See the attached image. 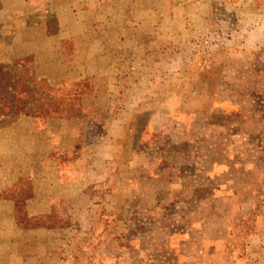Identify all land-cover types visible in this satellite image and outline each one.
Returning a JSON list of instances; mask_svg holds the SVG:
<instances>
[{"label": "rangeland", "instance_id": "374dc122", "mask_svg": "<svg viewBox=\"0 0 264 264\" xmlns=\"http://www.w3.org/2000/svg\"><path fill=\"white\" fill-rule=\"evenodd\" d=\"M24 59L76 116L0 127L14 228H70L71 264H264V0H0Z\"/></svg>", "mask_w": 264, "mask_h": 264}, {"label": "trees", "instance_id": "16d2710c", "mask_svg": "<svg viewBox=\"0 0 264 264\" xmlns=\"http://www.w3.org/2000/svg\"><path fill=\"white\" fill-rule=\"evenodd\" d=\"M15 65H29V70L20 74V71L11 67L0 65V127L9 126L20 116L34 118H71L74 97H69L65 102L54 93V89L45 81L36 78L33 73L30 59L14 62ZM88 80L74 84L80 93L89 90L86 86ZM77 91V90H76ZM77 114V113H76ZM17 202H16V219ZM19 226L22 229L51 228L50 226L32 225Z\"/></svg>", "mask_w": 264, "mask_h": 264}, {"label": "crops", "instance_id": "0c3cea01", "mask_svg": "<svg viewBox=\"0 0 264 264\" xmlns=\"http://www.w3.org/2000/svg\"><path fill=\"white\" fill-rule=\"evenodd\" d=\"M17 125V124H16ZM11 129V128H10ZM9 131V130H8ZM4 133H10L6 130L0 131V145H1V135ZM11 170V169H10ZM13 171L11 170L10 173L3 167L0 168V181L4 179L2 182V186L4 190L10 186L11 184H7V179H11V177H19L23 174L19 173L11 175ZM16 178V179H17ZM13 201L11 199H0V220L5 221L6 224H11L10 227L1 226L0 227V237L1 243L0 244V252L6 250V248L11 244L14 246L15 243H19L21 247H26L28 249V253H26L22 264H71V252H70V241L63 240L61 237H64V234L68 233L69 229H45V228H37L31 230H20L17 227H13ZM39 212L36 214H32V216L39 215ZM1 221V222H3ZM67 230V231H66ZM21 237L20 240L18 239V235ZM18 237L17 239L14 237ZM13 236V238H10ZM55 236L57 240L56 243L53 241L52 237ZM43 237V239H41ZM17 241V242H16ZM9 244H7V243ZM55 243L54 247L57 245V248L52 247ZM32 247H37L36 251L32 250ZM41 247L42 250H41ZM60 247V248H59ZM0 264H8L0 262Z\"/></svg>", "mask_w": 264, "mask_h": 264}]
</instances>
